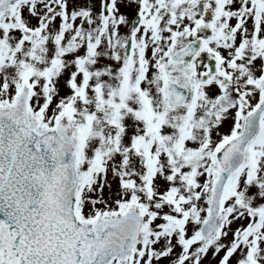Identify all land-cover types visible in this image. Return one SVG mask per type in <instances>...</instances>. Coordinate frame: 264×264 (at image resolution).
<instances>
[{
    "label": "snow or ice",
    "instance_id": "6c2138e0",
    "mask_svg": "<svg viewBox=\"0 0 264 264\" xmlns=\"http://www.w3.org/2000/svg\"><path fill=\"white\" fill-rule=\"evenodd\" d=\"M0 264H264V0H0Z\"/></svg>",
    "mask_w": 264,
    "mask_h": 264
}]
</instances>
